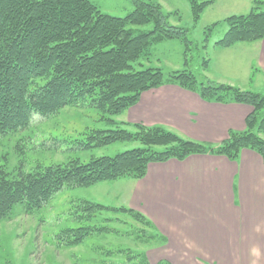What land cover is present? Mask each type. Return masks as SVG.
Segmentation results:
<instances>
[{
	"label": "trees",
	"instance_id": "1",
	"mask_svg": "<svg viewBox=\"0 0 264 264\" xmlns=\"http://www.w3.org/2000/svg\"><path fill=\"white\" fill-rule=\"evenodd\" d=\"M190 3L193 17L198 20L212 1ZM134 4L131 13L117 17L102 12L91 0H0V139L46 122L67 106H88L101 111V118L114 128L90 129L84 138L75 140V149L90 150L121 141L143 144L88 162L72 159L65 164L37 166L33 171L20 172L16 178L0 167V222L11 218L16 204L23 203L32 212L46 206L65 188L89 187L120 178L140 179L151 162L184 160L192 154L224 155L235 160L244 148L257 151L264 162V94L208 78L199 81L188 69L174 70L168 76L160 68L135 70L132 63L149 54L153 45L166 39H184L187 54L192 41L187 37V28L168 22L170 13L166 14L158 2L134 0ZM257 8L227 17L228 29L216 45L227 48L263 39L264 9ZM149 22L154 24L150 31L134 27ZM203 65L208 68L209 59ZM168 81L198 92L207 101L251 105L246 129L231 131L222 143L211 145L184 138L162 126L115 119L136 104L144 91ZM104 210L128 214L141 223L140 242L156 239L147 232L151 221L133 208L83 199L71 215L80 223L91 222ZM107 227L102 229L104 233L115 229ZM102 230L90 224L67 228L62 240L66 245L78 246ZM114 251L106 253L115 257ZM118 251L131 253L129 262L139 259L147 264L141 250L129 247Z\"/></svg>",
	"mask_w": 264,
	"mask_h": 264
},
{
	"label": "rangeland",
	"instance_id": "2",
	"mask_svg": "<svg viewBox=\"0 0 264 264\" xmlns=\"http://www.w3.org/2000/svg\"><path fill=\"white\" fill-rule=\"evenodd\" d=\"M91 1L102 12L117 17H124L135 8L134 0ZM152 1L158 2L166 14L170 13V24L188 29L187 37L192 43L187 54L184 39H166L157 43L150 48L149 54L132 63L135 70L160 68L168 76L174 70L188 69L199 81L208 78L225 83L232 81L236 85L248 83L251 78L254 81L249 89L264 94V71L253 60L252 52L244 50L251 46L244 44L251 42L241 43L239 50L231 51L216 45L228 29L227 17L248 14L257 6L256 10L264 9V0H209L212 3L198 20L193 17L190 0ZM134 27L139 31H150L154 24L149 22ZM205 59H209L208 68L203 65ZM102 115L101 111L88 106H67L46 122L7 134L0 139V167L16 178L20 177V172L33 171L37 166L65 164L72 159L88 162L93 157L113 156L143 146L140 141H121L90 150L75 149V140L84 138L90 129L114 128L101 118ZM51 138L54 141L47 143ZM129 180L120 178L89 187L65 188L46 206L32 212H28L23 203L16 204L11 218L0 222V264H142L139 259L127 261L131 253L126 250L118 251L129 247L139 251L149 249L150 243L138 239L142 224L130 215L104 210L93 221L82 223L71 215L75 205L83 199L137 209L128 194L132 187ZM87 224L99 230L108 229L107 226L115 229L89 235L78 246L65 244L63 230ZM147 232L152 234L149 228ZM158 243V240H153L151 245ZM107 250H115V257L108 255Z\"/></svg>",
	"mask_w": 264,
	"mask_h": 264
},
{
	"label": "crops",
	"instance_id": "3",
	"mask_svg": "<svg viewBox=\"0 0 264 264\" xmlns=\"http://www.w3.org/2000/svg\"><path fill=\"white\" fill-rule=\"evenodd\" d=\"M241 43L226 49L239 50ZM244 45H251L244 50L264 71V38ZM249 80L228 83L250 90ZM252 110L246 103L207 101L168 81L144 91L116 120L218 145L231 131L246 129ZM128 179L131 203L138 204L133 209L151 221L149 230L160 242L150 241L143 251L147 264H264V162L257 151L244 148L235 160L192 154L151 162L144 177Z\"/></svg>",
	"mask_w": 264,
	"mask_h": 264
}]
</instances>
